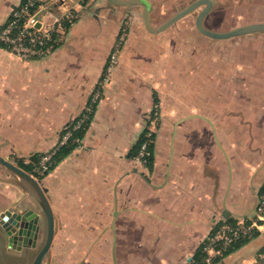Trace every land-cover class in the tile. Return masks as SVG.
Masks as SVG:
<instances>
[{
	"label": "crops",
	"instance_id": "obj_1",
	"mask_svg": "<svg viewBox=\"0 0 264 264\" xmlns=\"http://www.w3.org/2000/svg\"><path fill=\"white\" fill-rule=\"evenodd\" d=\"M21 1L0 0V26ZM146 1L157 26L194 0ZM242 1L212 0L203 24H243ZM68 2L50 54L24 61L0 46L4 156L52 150L101 94L80 140L38 177L55 219L49 264H191L217 223L253 215L264 188V32L203 35L201 5L154 33L142 5ZM149 124L144 164L135 153ZM215 264H264V229Z\"/></svg>",
	"mask_w": 264,
	"mask_h": 264
},
{
	"label": "built area",
	"instance_id": "obj_2",
	"mask_svg": "<svg viewBox=\"0 0 264 264\" xmlns=\"http://www.w3.org/2000/svg\"><path fill=\"white\" fill-rule=\"evenodd\" d=\"M83 1V0H81ZM59 10L57 14L51 11L53 5ZM76 4V3H75ZM68 0H22L11 11L7 20L0 26V46L18 57L21 60H32L42 58L50 54L57 43L56 33L62 27L64 17L71 14ZM50 18L49 21L47 19ZM122 37L120 38V41ZM118 42L110 55L108 67L115 61ZM103 80H107L104 75ZM101 97L99 89H95L82 112L71 122L70 126L62 133L57 145L50 151L39 156L38 160L24 161L30 164L29 171L39 177L47 172L52 165V157L59 147L68 143L70 139L79 141V136H74V132L79 131L90 119L95 105ZM149 123H153L152 113ZM149 124L148 130L144 133L140 141L135 158L144 164L150 162V137L152 136V126ZM264 229V194H258V200L253 215L239 217L233 223L221 221L217 223L206 236L202 244L205 253L204 262L210 263L212 259L224 251L231 243L239 237L251 235ZM191 264H201L193 260Z\"/></svg>",
	"mask_w": 264,
	"mask_h": 264
},
{
	"label": "water",
	"instance_id": "obj_3",
	"mask_svg": "<svg viewBox=\"0 0 264 264\" xmlns=\"http://www.w3.org/2000/svg\"><path fill=\"white\" fill-rule=\"evenodd\" d=\"M108 1L119 5H142L144 25L148 31L154 33L164 30L201 5L203 7L195 15L194 25L203 35L214 39H226L253 32H264V21L247 22L222 31L207 28L203 24V19L212 7V0H194L157 26H153L150 22V6L146 0ZM0 166L6 168L16 178L18 186L35 204L34 207L20 210L7 209L1 212L0 226L4 228L1 233L6 240H9V243L14 242L13 245L26 257L25 264H43L55 232L54 213L45 189L37 176L2 154H0ZM41 232L43 238L38 244Z\"/></svg>",
	"mask_w": 264,
	"mask_h": 264
},
{
	"label": "rangeland",
	"instance_id": "obj_4",
	"mask_svg": "<svg viewBox=\"0 0 264 264\" xmlns=\"http://www.w3.org/2000/svg\"><path fill=\"white\" fill-rule=\"evenodd\" d=\"M235 7H238L237 3L234 5V10L236 11V14H240L238 16H241L240 20L243 23L247 20L256 19V17L262 18V16H264V0H246L241 2L240 8ZM155 18H160V16L157 14ZM189 19L190 20H188L187 23L192 24L193 19ZM10 159L18 164L19 160L30 162V159ZM43 174L44 173H42V175ZM25 194L26 193H24L18 186L16 178L6 168L0 166V213L7 209H23L27 207V195L25 196ZM42 238L43 234L41 233L38 239V244L41 243ZM20 253V250L14 245L8 243L0 233V264H25L26 257ZM50 259H53L51 254L45 257V264H49Z\"/></svg>",
	"mask_w": 264,
	"mask_h": 264
},
{
	"label": "trees",
	"instance_id": "obj_5",
	"mask_svg": "<svg viewBox=\"0 0 264 264\" xmlns=\"http://www.w3.org/2000/svg\"><path fill=\"white\" fill-rule=\"evenodd\" d=\"M1 26H2V25H1ZM88 121H89V120H88ZM69 126H70V125H69ZM69 126H68V127H69ZM68 127H67V128H68ZM67 128H65V129L63 130V132H64ZM83 129H84V127H83L82 129H80L79 131L74 132V136H79V137H80V135H81L82 132H83ZM63 132H62V133H63ZM61 135H62V134H61ZM142 139H143V137L139 138V141H138V142H140ZM73 144H74V143L72 142V139H70V140L68 141V143H66L65 145L59 147L58 150L56 151V153H55V154L53 155V157H52V165H53L54 163H56L58 157H59L60 155H62V153H63L62 151H64L65 149H70V148L72 147ZM150 146H151V145H150ZM136 151H137V149H136ZM40 155H42V154H34V155H33L32 157H30V158H31V160H38V158H39ZM19 164H20L21 166H23V167H24L25 169H27V170L30 169V164H25V163H23L22 160H19ZM52 165H51V166H52ZM50 168H51V167H50ZM259 193L264 194V188H263ZM256 233H257V232H253L251 235H246V236L239 237L236 241H234V242L231 243L228 247H226V248L224 249V251L222 252V254H220V255L214 257V258L212 259V261H211L210 263H208V264H215V263H217V262L220 261L223 257H225L227 254H229V253L232 252L233 250H235V249H237L238 247H240L242 244H244V243H245L246 241H248L250 238L254 237V236L256 235ZM201 246H202V245H201ZM204 256H205V253H204V251L202 250V247H200V248L197 250L196 254L194 255V260L200 262L201 264H207V263L204 262Z\"/></svg>",
	"mask_w": 264,
	"mask_h": 264
},
{
	"label": "flooded vegetation",
	"instance_id": "obj_6",
	"mask_svg": "<svg viewBox=\"0 0 264 264\" xmlns=\"http://www.w3.org/2000/svg\"><path fill=\"white\" fill-rule=\"evenodd\" d=\"M27 207H30L29 205L27 206ZM26 208V207H25ZM25 208H23V209H25ZM21 208H19V209H12V210H20ZM4 228L2 227V226H0V233H1V230H3ZM1 235H2V233H1ZM2 237L4 238V236L2 235ZM5 239V238H4ZM6 240V239H5ZM8 243H9V240H6ZM10 244H14V242H12V243H10ZM21 252V251H20ZM20 254H22V253H20ZM23 255V254H22Z\"/></svg>",
	"mask_w": 264,
	"mask_h": 264
}]
</instances>
